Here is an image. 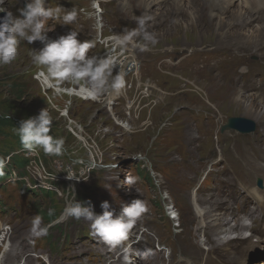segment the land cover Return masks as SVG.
Wrapping results in <instances>:
<instances>
[{
  "label": "rangeland",
  "instance_id": "rangeland-1",
  "mask_svg": "<svg viewBox=\"0 0 264 264\" xmlns=\"http://www.w3.org/2000/svg\"><path fill=\"white\" fill-rule=\"evenodd\" d=\"M123 1L125 0H112L111 5L107 0L104 1L102 19L105 23H111L106 25L100 23L91 0H45V7L53 10L61 4H75L79 14L73 26L78 30H84L89 40L95 42V39H98L97 31L101 29L105 39L91 55H104L109 49H114L111 59L124 61L133 59L137 63V68L129 69V72L128 68H120L124 73L125 86L117 90L118 94L108 88H105L97 99H82L80 95L66 93L67 89L72 93L71 89L83 86V81L52 80L51 86L47 87L40 74L46 73V68L34 64L31 58L32 49L39 50L43 47L40 41L28 44L25 39L20 38L16 58L9 64H0V114L8 116L6 122L19 125L21 119L35 116L41 109L47 108L53 119L50 135L65 140L63 155H49L43 150H37L34 156L33 152L24 154L27 158L33 157L42 176L50 177L58 185L59 192H55L51 198L36 195L30 197L42 210H47L49 205L54 212L60 210L62 206L65 207L66 199H72L73 189L77 201L88 202L89 195H95L97 199L90 201L92 206L100 205L103 199L109 203L115 214H120L122 206H126L130 200L139 199L143 194L141 189L138 190L128 183L130 174L127 165L130 160L145 158L158 166L166 167L175 175L176 172L181 173L178 170V163L189 162L201 168L207 161L219 157L220 153L228 148L232 142L228 141L229 133L238 134L231 129L221 131L220 126L229 117H242L254 122L255 130L244 135L255 136L264 133V124L260 126L256 119L255 107L248 106L249 103L255 105L258 100H264V89L248 93L247 85L253 83V80L250 82L246 79L239 85L234 80L231 81L227 71L222 69L220 72H213L215 65L212 62L200 65L199 59L194 56L193 64L183 65V62L181 65L175 64L187 54L215 48L228 49L230 55H234L233 61L237 60L239 53L246 54L247 51L255 54L251 58L258 59L256 55L264 57V51L258 52L257 49L264 46V34L257 38L260 42L256 39V43L253 44L247 39L248 35L253 33L249 30L244 33L247 24L253 26L258 23L259 26H263L264 18L260 17L264 15V11L258 12L260 13L258 18L256 15L247 22L251 10L247 12L248 8L244 7L240 15L242 17L236 15L237 2L223 9L213 0H190L191 4L187 11L184 9L178 11L171 8V0H163L161 5L169 8L159 15L155 9L157 4L146 11L137 3L138 0H129L128 8L121 4ZM23 2L24 0H5L4 7L18 14L17 11L22 8ZM191 8L193 14L188 12ZM141 15L149 18L148 30L156 35L158 43L150 46L149 51H142L138 46L139 41L129 43L127 47L116 46L112 42V36L122 35L125 30L135 28V18ZM3 16L4 13L0 12V17ZM53 21V18H49L45 22L44 30L47 31L49 40L58 38L57 27ZM220 44L224 46L221 47ZM204 60H207L206 56ZM116 71L114 68L113 74ZM57 89L60 91L57 92ZM111 92L116 99L109 105L103 98ZM119 99L125 102V105L128 104L126 108ZM189 108L194 114L213 115V119L207 123L210 136L197 133L198 124L194 118L192 119ZM15 127L17 125L2 128L0 156H4L8 150L22 155L24 148L17 140L19 137ZM239 138L241 136L237 137ZM236 142L242 144L241 140ZM249 156L248 153H244L242 160L250 163L252 167L253 163L258 161L253 162ZM72 174L79 180L67 179V175ZM162 181L168 193L174 191L167 186L170 181L165 178ZM241 181V177L236 180L237 184ZM26 187L27 184L20 188L18 185L0 182V196L9 199L10 204L17 201L19 203L23 194L18 196L15 191L19 193ZM209 198L200 197L201 207L206 205L209 213H215L217 220L221 221L222 215L225 214L216 209L219 200L215 199V204H205L209 202ZM188 204V209L180 213L181 225L183 224L184 228L182 227L177 242L181 252L191 258L195 254L200 256L198 247L202 251L209 247L210 255L215 252L229 259L230 253L220 250L225 244L218 238L225 241L227 237H231L228 234L231 229L229 225L233 226L235 220L231 219L229 223H224L227 229L223 228L226 231L217 233L212 227L213 220L205 219V222L201 223L195 215L190 195ZM93 210L97 214L102 212L101 208L94 206ZM33 217L30 216L13 227L0 248L3 254L8 248L12 253L19 251V245L22 243L20 240L31 236L29 230ZM82 223H85L83 227ZM43 224L47 225L44 219ZM173 224L177 225V222L173 221ZM206 227L210 228L209 233L213 232L212 239L203 241L200 233L208 234ZM56 228L59 230L55 231ZM88 229V223L83 220L60 218L49 228L48 234L74 235L88 232ZM234 230L235 228L231 229L232 233ZM45 242L53 249L54 255L60 253L59 242H53L52 238L46 239Z\"/></svg>",
  "mask_w": 264,
  "mask_h": 264
},
{
  "label": "clouds",
  "instance_id": "clouds-1",
  "mask_svg": "<svg viewBox=\"0 0 264 264\" xmlns=\"http://www.w3.org/2000/svg\"><path fill=\"white\" fill-rule=\"evenodd\" d=\"M5 0H0V64H9L17 56L20 38L31 44L40 41L43 47L39 50L32 49V62L46 68L49 82L83 81L84 91L89 98L95 99L105 89L113 91L125 86L124 73L119 69L113 74L117 62L111 59L114 49H109L104 55H89V50L95 47L92 40L79 41L78 32L71 30L55 40H49L45 29V22L49 18H60L63 24H71L77 20L78 9L72 7L65 10L59 6L55 10L45 7V0H24V7L19 8L14 14L4 7ZM62 13V15H61ZM141 15L135 18L136 27L125 30L121 34L112 36L116 46L127 47L129 43H136L142 51H149L150 46L158 43L156 35L148 30L147 20ZM241 67V71H245ZM57 92L60 89L56 90ZM53 119L47 108L41 109L37 115L21 119L15 127L16 134L23 148L28 152L43 150L46 154L60 156L65 152V140L50 135ZM11 160L10 156H0V177ZM116 167V165H112ZM54 179V178H53ZM69 180H79L75 175H67ZM49 188L52 185L48 186ZM71 200L66 199L61 219L73 218L88 223L90 235L98 237L109 249H119L121 264H134L132 257L140 255L141 259L151 255V249L142 253L131 247L128 241L130 232L137 221L148 211L143 200L135 199L130 205L122 206L120 214H115L107 201L100 204L102 212L95 213L90 201L81 202L75 198L74 190ZM48 215H54V209H48ZM53 224H43V217L35 215L31 221L30 235L36 238L46 236Z\"/></svg>",
  "mask_w": 264,
  "mask_h": 264
},
{
  "label": "bare ground",
  "instance_id": "bare-ground-1",
  "mask_svg": "<svg viewBox=\"0 0 264 264\" xmlns=\"http://www.w3.org/2000/svg\"><path fill=\"white\" fill-rule=\"evenodd\" d=\"M162 1L163 0H138L137 3H139L140 7H144L146 11L150 10L151 6H155L157 4L158 6L155 9L158 12H156V14L160 15V14H163L164 10L169 8V7L168 8H164V6L161 5ZM213 1H215L223 9H227L228 6L231 3L237 2V6H238L237 10H235L236 8L234 10L236 12L235 14L236 15L238 14V16L241 15L242 8H244V7L248 8L249 10L247 9V12H249L250 10L251 11H250V13H248V16H250V17L248 18V20H246L247 22L249 21V19H254V12H257V11H260V10L264 11V0H213ZM171 2H172L171 8H173V9L176 8L178 11H180V9L181 10L184 9L185 11H187L189 9V7H190L189 5L191 4L190 0H171ZM121 4L124 5V6H127V8H128L129 7V0H125V1H123V3L121 2ZM130 8H131V6H130ZM171 8H170V10H171ZM188 12H190V14H193V8H191L190 11H188ZM243 16H245V15H243ZM240 17H242V16H240ZM262 18H264V15H262L260 17V19H262ZM242 25H243V23H242ZM218 28H220V27H218ZM248 30L253 33L251 35H248L249 36L247 38L248 41H250L251 43H253V42L256 43L255 42L256 39L260 38L264 34V24H263V26H259L258 23H256L253 26L247 24V29H245L244 33H247ZM257 42H260V41H258V39H257ZM223 44H220V46L221 47L224 46ZM241 46H243V45H241ZM243 47H245V46H243ZM258 47H259V45H258ZM115 61L117 62V67H116L117 70L118 69L120 70V68L122 69L123 67H125V68H128L127 72H129L128 71L129 69H136L137 68V63H135V61L133 59H131V61L130 60L124 61V59H121V60H117L116 59ZM263 71H264V69H263V67H261V68H257V69H252V71L249 73V77L247 78V80H250V82H252V80H253V83L247 85L248 93L250 91L251 92L258 91L259 92L260 90L264 89V82H261L260 80L254 79V74L255 73H258L259 76L262 77L263 76ZM41 78L45 81V84H46L47 87L51 86V82H49L48 76L42 75ZM71 91L74 94L69 93L68 89L66 90V93H68L70 95H80L79 97L82 98V99H92V98H89L87 96V93L84 91V87L83 86H81L79 88L71 89ZM243 91L246 92L245 90H243ZM116 92L118 94V91H116ZM113 95H114V93L112 94V92H111L108 96L103 98L104 102H106L107 104L111 105L110 103H112V101L114 99H116V97L114 98ZM95 99H97V98H95ZM253 104L249 103L248 106H252V107L254 106L255 107L254 112L256 114L255 115L256 119L258 120V123L260 124V126H262L264 124V100L260 99V100H258V102L255 105H253ZM246 106H247V104H246ZM229 129H232V127H227V128H225L223 130H229ZM253 151L255 152V157L256 158H264V133L263 132H261V134L257 135V145L255 146ZM253 162H254V160H253ZM244 163L246 165L250 164V163H246V162H244ZM252 167L255 168V170H256V172H257L259 177L261 175L263 176V177H260V178H264V165L263 164L255 162V163H253ZM255 197H256V199L258 201L259 206L262 208V211H263V214H264V195H260V194L257 193V194H255ZM191 200L193 202L195 215L200 219L201 223L205 222V219L207 221L213 220L212 227L215 230V232L217 231V233H220L221 231H226L227 228H226V225L224 224V223L227 222L226 216L222 215V220L218 221L217 220L218 218H216V214L215 213L214 214H210L208 209L206 208L205 204H210V203L215 204L216 203L215 199L211 200V198H209V202L208 203L205 202V204H204L205 206H203V207H201V204L199 202L200 201V197L193 196V198H191ZM218 206H220V202L219 201L217 203V207ZM209 207H211V205H209ZM246 215L248 217H250V218L254 217L253 213H248L247 212ZM238 225L239 226L241 225L240 224V219H239ZM209 227H206V229H205V230H207L206 233L209 234V235L206 234L207 240H211L212 239V235L211 234H213V232L209 233V231H210ZM223 227H225L226 229L223 228ZM230 228L233 229L232 227H230ZM231 229L229 230L230 232L228 234H231ZM201 233H202V236L205 235L203 232H201ZM218 239H219L220 242L225 244V246L224 247L222 246V248L220 250L221 251L226 250V251H228L230 253L229 259L224 257V256H221V255H213V254L210 255V253H209L210 248H208V255L206 257L205 264H222L224 261L226 262V264H236V262L238 264L239 263H243L244 260H245L246 254L251 252V251L255 252L254 253V261H252V262H254L253 264H264V254H263V252L259 248L256 249V247L258 246L259 243H249L248 245L245 246V249H244L243 253H241L242 255L239 256L238 253H240V249H237V250L233 249L234 248V243L232 244V242H231V245H230V241H231L230 237H227L225 241H221L220 238H218ZM151 264H164V262H162L161 260L157 259V260H154Z\"/></svg>",
  "mask_w": 264,
  "mask_h": 264
},
{
  "label": "water",
  "instance_id": "water-1",
  "mask_svg": "<svg viewBox=\"0 0 264 264\" xmlns=\"http://www.w3.org/2000/svg\"><path fill=\"white\" fill-rule=\"evenodd\" d=\"M244 124H246V125L250 124L251 128L248 129V128L244 127L243 126ZM228 127L235 128L241 132H246V131L253 129L254 126L250 120H246L243 118H230L228 121Z\"/></svg>",
  "mask_w": 264,
  "mask_h": 264
},
{
  "label": "trees",
  "instance_id": "trees-1",
  "mask_svg": "<svg viewBox=\"0 0 264 264\" xmlns=\"http://www.w3.org/2000/svg\"><path fill=\"white\" fill-rule=\"evenodd\" d=\"M7 117L8 116H3L2 114H0V135L2 134V128L3 127H11V126H18V124H10L9 122H6L7 121ZM56 218V214L54 213L53 216H49V215H46V220L47 221H53V219Z\"/></svg>",
  "mask_w": 264,
  "mask_h": 264
}]
</instances>
